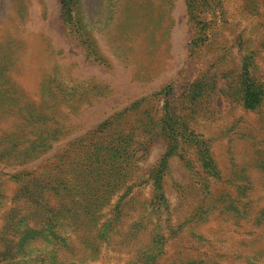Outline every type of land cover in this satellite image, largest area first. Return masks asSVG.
Returning <instances> with one entry per match:
<instances>
[{
  "label": "rangeland",
  "instance_id": "rangeland-1",
  "mask_svg": "<svg viewBox=\"0 0 264 264\" xmlns=\"http://www.w3.org/2000/svg\"><path fill=\"white\" fill-rule=\"evenodd\" d=\"M0 264H264V0H0Z\"/></svg>",
  "mask_w": 264,
  "mask_h": 264
}]
</instances>
